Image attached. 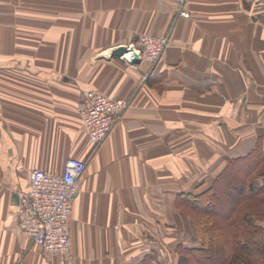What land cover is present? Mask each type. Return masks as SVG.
I'll return each mask as SVG.
<instances>
[{"label": "crops", "instance_id": "obj_1", "mask_svg": "<svg viewBox=\"0 0 264 264\" xmlns=\"http://www.w3.org/2000/svg\"><path fill=\"white\" fill-rule=\"evenodd\" d=\"M166 33L154 66L108 56ZM88 91L131 99L97 145L77 112ZM250 154L264 187V0H0V264L192 263L177 193ZM69 156L86 167L70 250L51 254L18 229L17 203L31 169L61 173ZM263 209L244 212L264 228Z\"/></svg>", "mask_w": 264, "mask_h": 264}, {"label": "built area", "instance_id": "obj_2", "mask_svg": "<svg viewBox=\"0 0 264 264\" xmlns=\"http://www.w3.org/2000/svg\"><path fill=\"white\" fill-rule=\"evenodd\" d=\"M178 14L186 16L187 12L179 8ZM168 42L167 33L162 36L139 34L126 44L127 50L120 58L132 65L137 63V59H145L154 66ZM130 102L129 97L85 92L77 105V112L89 140L95 145L102 142ZM85 167V160L69 156L61 173L40 168L30 170L28 189L20 195L17 203V226L33 244L48 253L67 254L70 250L73 198Z\"/></svg>", "mask_w": 264, "mask_h": 264}, {"label": "trees", "instance_id": "obj_3", "mask_svg": "<svg viewBox=\"0 0 264 264\" xmlns=\"http://www.w3.org/2000/svg\"><path fill=\"white\" fill-rule=\"evenodd\" d=\"M255 155L228 159L202 191L177 193L200 242L199 248L184 247L192 258L189 264H264V241L251 237L264 233V228L244 212L252 201L264 198V187H256L249 178L252 172L258 173ZM255 216L261 219L264 209Z\"/></svg>", "mask_w": 264, "mask_h": 264}, {"label": "water", "instance_id": "obj_4", "mask_svg": "<svg viewBox=\"0 0 264 264\" xmlns=\"http://www.w3.org/2000/svg\"><path fill=\"white\" fill-rule=\"evenodd\" d=\"M127 48L126 45H119L110 50L108 56H117L120 57L124 52H126ZM137 62L139 61L138 59L136 60Z\"/></svg>", "mask_w": 264, "mask_h": 264}]
</instances>
